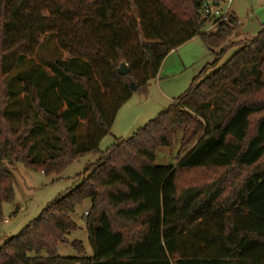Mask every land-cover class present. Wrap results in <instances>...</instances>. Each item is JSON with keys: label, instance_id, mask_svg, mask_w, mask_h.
Wrapping results in <instances>:
<instances>
[{"label": "trees", "instance_id": "1", "mask_svg": "<svg viewBox=\"0 0 264 264\" xmlns=\"http://www.w3.org/2000/svg\"><path fill=\"white\" fill-rule=\"evenodd\" d=\"M204 2L0 0V205L14 196L7 165L57 175L95 159L81 185L4 242L0 264H264V27L130 139L99 148L172 51L195 38L216 59L229 50L239 25L211 28ZM133 10L139 25L126 17ZM177 142L179 169L250 171L180 191L177 169L157 164V151ZM86 199L93 255L75 242L78 256L61 257Z\"/></svg>", "mask_w": 264, "mask_h": 264}, {"label": "rangeland", "instance_id": "2", "mask_svg": "<svg viewBox=\"0 0 264 264\" xmlns=\"http://www.w3.org/2000/svg\"><path fill=\"white\" fill-rule=\"evenodd\" d=\"M232 10L241 21L242 26L240 25L241 27L237 28L238 30L229 40V50L226 54L222 58L216 59L217 57L215 58L203 46L200 38L170 53L165 59L158 77L149 82L146 94L134 92L133 96L118 109L111 134L104 137L100 143L99 148L101 151H106L117 140L130 139L141 128L169 109L175 100L183 96L190 88L193 80L207 65H209V68L204 71L202 79L220 69L241 50L242 44L258 36L264 27V0H233ZM126 17L133 20L137 18V14L133 10ZM75 23L79 28H82L78 21ZM137 23L139 25L138 18ZM208 28L206 29L208 33L215 31V29ZM140 39L143 41L142 37ZM53 46L54 43L51 42V47ZM64 57L67 58L68 53H65ZM216 64L218 65L216 66ZM99 80L101 79L99 78ZM108 95H110V92ZM2 96L1 92L0 99H2ZM177 143L174 147L162 148L157 151V164L173 165L177 169L180 191L193 186H206L215 179L224 176L226 185H230L234 183V180L245 176L250 171L236 167L228 170L179 169V161L184 151L179 153L180 144ZM94 161L95 159L92 156H85L74 161L63 173H57V175H45L41 171L28 168L24 164L7 165V171L15 176L14 196L11 201L3 200L0 205V247L6 240L19 236L22 230L38 218L42 211L57 197L81 185L84 170L89 163ZM91 206V201L86 199L75 208L71 218L78 229L72 231L66 236V241L59 244V256L77 257L78 250L74 243L79 242L82 243L86 251V257H92L93 253L88 241L85 217L86 213L90 212Z\"/></svg>", "mask_w": 264, "mask_h": 264}, {"label": "built area", "instance_id": "3", "mask_svg": "<svg viewBox=\"0 0 264 264\" xmlns=\"http://www.w3.org/2000/svg\"><path fill=\"white\" fill-rule=\"evenodd\" d=\"M233 0H205L201 15L204 19L209 20L212 24L211 28L215 25L229 24L235 22L241 25V21L235 16L232 11ZM88 216L86 213L85 217Z\"/></svg>", "mask_w": 264, "mask_h": 264}, {"label": "water", "instance_id": "4", "mask_svg": "<svg viewBox=\"0 0 264 264\" xmlns=\"http://www.w3.org/2000/svg\"><path fill=\"white\" fill-rule=\"evenodd\" d=\"M119 74L121 76H126L129 74V68L127 67L126 64H122L118 70ZM131 89L134 92L136 90V85L135 84H131Z\"/></svg>", "mask_w": 264, "mask_h": 264}, {"label": "crops", "instance_id": "5", "mask_svg": "<svg viewBox=\"0 0 264 264\" xmlns=\"http://www.w3.org/2000/svg\"><path fill=\"white\" fill-rule=\"evenodd\" d=\"M233 11V10H232ZM234 12V11H233ZM234 14H235V16L237 17V15H236V13L234 12ZM238 18V17H237ZM239 19V18H238ZM241 26H242V23H241ZM240 26V27H241ZM198 40V38H195V39H193V40H191L190 42H188V43H192V42H195V41H197ZM188 43H186V44H188ZM172 52H174V51H172ZM171 52V53H172ZM164 63V62H163ZM163 66V65H162ZM162 68V67H161ZM161 71V70H160ZM8 239V238H7Z\"/></svg>", "mask_w": 264, "mask_h": 264}]
</instances>
